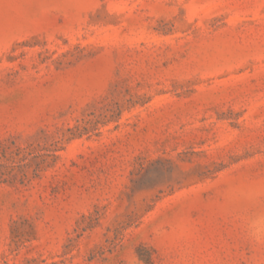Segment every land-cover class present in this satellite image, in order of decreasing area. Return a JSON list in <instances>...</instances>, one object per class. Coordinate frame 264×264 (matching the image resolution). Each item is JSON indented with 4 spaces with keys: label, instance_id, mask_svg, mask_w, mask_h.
Listing matches in <instances>:
<instances>
[{
    "label": "rangeland",
    "instance_id": "374dc122",
    "mask_svg": "<svg viewBox=\"0 0 264 264\" xmlns=\"http://www.w3.org/2000/svg\"><path fill=\"white\" fill-rule=\"evenodd\" d=\"M0 264H264V0H0Z\"/></svg>",
    "mask_w": 264,
    "mask_h": 264
}]
</instances>
